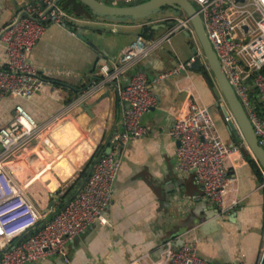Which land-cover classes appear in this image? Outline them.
I'll return each mask as SVG.
<instances>
[{
  "label": "crops",
  "instance_id": "obj_1",
  "mask_svg": "<svg viewBox=\"0 0 264 264\" xmlns=\"http://www.w3.org/2000/svg\"><path fill=\"white\" fill-rule=\"evenodd\" d=\"M27 2L0 0V27L22 14ZM69 12L76 19L65 25L50 24L29 55L44 77L37 93L31 99L6 96L0 101V128L12 120L16 104H22L39 123L68 113L66 120L57 123L53 133L59 149L68 152V159L74 160L73 166L70 170V165L62 158L54 165L43 167L35 177H48L37 180L30 188L42 210H48L52 199L56 200L51 195L52 190L61 188L62 193L77 187V179L90 169L93 157L105 153L112 134L124 129L125 105L114 82L107 81L93 93H89L93 90L89 84L105 77L102 64H108L111 71L115 69L118 57L143 31L140 22L157 15L151 19L156 22L150 27L154 36L170 37L127 69L121 77L123 83L136 70H149L174 57L190 59L199 50L202 51L198 56L202 67H192L188 73L154 86L158 103L142 120L148 133L128 142L122 149L121 168L106 211L107 223L97 222L70 243L69 261L52 256L27 264H141L138 258L158 257L165 242L171 239H176L177 245L194 240L199 255L216 264H239L241 259L247 264H256L264 247V188L248 156L257 159L243 136L228 127L231 114L226 116L223 111V107H228L227 101L197 33L193 36L181 29L168 34L177 22L175 17L188 16L167 9L165 13L147 18L118 21L95 16L86 8L80 17L72 9ZM169 20H173L172 25H168L172 23ZM5 59V46L0 45V61ZM202 69L210 72L213 86L201 73ZM188 88L195 89L210 107L223 140L240 147V153L233 159L236 195L240 202L226 212L202 197L194 173L181 176L176 170L178 141L170 134V129L186 102ZM85 90L88 91L85 93ZM81 93L82 99L79 98ZM74 122L86 131V138L81 142H75L80 131ZM44 149L53 155L51 146H44ZM257 163L264 176V169Z\"/></svg>",
  "mask_w": 264,
  "mask_h": 264
},
{
  "label": "built area",
  "instance_id": "obj_2",
  "mask_svg": "<svg viewBox=\"0 0 264 264\" xmlns=\"http://www.w3.org/2000/svg\"><path fill=\"white\" fill-rule=\"evenodd\" d=\"M62 1L28 0L22 14L0 27V45H4L6 50L5 61H0V101L6 96L31 99L44 83V77L30 61L29 55L50 24L65 25L76 19ZM114 1L128 5L140 0ZM188 1L201 15L222 69L253 124L259 145L264 149V0ZM151 19L140 22L143 31L118 57L115 69L111 71L108 64H102L105 77L98 83L89 84L93 89L89 93H93L107 81L114 82L125 105L124 129L112 134L109 151L98 156L81 191L60 210L56 211L53 204L50 209L42 210L30 192L42 168L37 175L28 173L25 178L20 172L24 166L25 169L31 167V160L41 157L45 150L41 145H56L53 129L58 122L66 120L68 113L39 123L22 104H16L12 120L0 128V264H27L52 256L69 261V244L97 222L107 223L106 211L121 168L122 149L128 142L148 133L149 129L142 120L144 114L158 103L154 86L188 73L195 56L202 54L199 50L190 59L174 57L149 70H136L123 83L121 77L127 69L169 40L168 35L162 38L154 36L150 27L156 22ZM175 19L177 22L170 27L169 35L186 29L195 36L190 18ZM251 77L258 89L262 110L252 99ZM180 87L185 89L184 85ZM187 93L186 102L170 129V134L179 142L176 170L181 176L194 173L202 197L226 212L240 202L236 195L237 176L233 162L234 156L240 153V147L223 140L211 109L201 95L192 88H188ZM83 97L81 93L79 98ZM74 125L80 131L79 139L85 138L86 131L78 122ZM70 165L71 168L73 165ZM261 186L264 188V176ZM176 243V239L168 240L158 257L145 255L137 261L141 264H216L199 255L198 244L194 240ZM239 264L247 262L241 259ZM256 264H264V247Z\"/></svg>",
  "mask_w": 264,
  "mask_h": 264
},
{
  "label": "water",
  "instance_id": "obj_3",
  "mask_svg": "<svg viewBox=\"0 0 264 264\" xmlns=\"http://www.w3.org/2000/svg\"><path fill=\"white\" fill-rule=\"evenodd\" d=\"M80 1L88 9H90L93 15L118 21L147 18L157 13H165L167 9H170V11H173L174 13L183 11L191 19V23L195 28L200 44L207 58L208 64L210 65V69L227 101L228 107H223V111L226 116H228L229 112L231 114V118H228L229 129L233 132L240 133L243 136L255 158L264 169V149L258 143V138L255 133L253 124L247 112L245 111L241 100L237 96L232 84L230 83L224 70L222 69L218 55L208 38L201 15L190 1L145 0L128 5L108 4L106 3V1L101 2L98 0ZM77 34L80 36V33ZM196 52L197 49L194 47V53ZM193 67H202V61L198 56H195ZM108 151L109 150H107V152ZM98 155L99 153L93 157L90 164V169L93 167L94 162L98 158ZM90 169H88V171L84 173V177L79 182V185L74 189L67 191L65 194H61V188L51 191V195L56 197V200L52 201V204L56 211L60 210L65 205V203L70 200L71 197L81 191Z\"/></svg>",
  "mask_w": 264,
  "mask_h": 264
},
{
  "label": "rangeland",
  "instance_id": "obj_4",
  "mask_svg": "<svg viewBox=\"0 0 264 264\" xmlns=\"http://www.w3.org/2000/svg\"><path fill=\"white\" fill-rule=\"evenodd\" d=\"M113 2H114V0H106V3H108V4H113ZM158 16L156 15V17H154V18H157ZM71 120H73V119H71ZM54 134V137H55V141H57L56 140V135H55V133H53ZM86 138V137H85ZM85 138H83L82 140H80L79 139V137L75 140V142H81V141H83ZM72 146V145H71ZM76 146V145H75ZM42 147H44V146H42L41 145V149H42ZM60 147H59V145H57V143H56V145H54L53 147H51V151H52V154L53 155H49V153L46 151V150H43L42 152H41V157L40 158H38V160L37 159H33V160H31L32 161V165H31V167H29L28 166V168L27 169H25V166H24V170L22 171V172H20V174L22 175V178H25V176L26 175H28V173H32V175H37L38 174V172H39V170L41 169V168H43V167H45V166H51L52 165V163H53V165L56 163V162H58L59 160H61L62 158H65V160H66V165H70L71 163H73V159H68V157H67V155L69 156V153L68 152H62V149H59ZM66 148V147H65ZM68 148H70V147H68ZM24 165V164H23ZM71 166V165H70ZM69 166V167H70ZM70 170H71V168H70ZM51 176V175H50ZM43 176H41L39 179H36L35 180V182L37 181V180H41V178H42ZM48 177L47 176H44L42 179L44 180V179H47ZM37 205H38V203H37ZM39 206V205H38ZM40 207V206H39ZM41 208V207H40ZM42 209V208H41Z\"/></svg>",
  "mask_w": 264,
  "mask_h": 264
},
{
  "label": "trees",
  "instance_id": "obj_5",
  "mask_svg": "<svg viewBox=\"0 0 264 264\" xmlns=\"http://www.w3.org/2000/svg\"><path fill=\"white\" fill-rule=\"evenodd\" d=\"M64 1V0H63ZM62 1V2H63ZM141 1H145V0H141ZM140 2V1H139ZM115 4H122V3H115ZM63 6L68 9V10H73L77 16H81L83 14V9L85 10V8L89 11L90 9H88L80 0H67L63 3ZM181 16H184V12L181 11L179 13ZM171 21L172 23L168 24V25H172L173 24V20H169ZM167 21V22H169ZM140 66V65H139ZM264 71V70H263ZM201 73L205 76V78L208 80V82L213 86V79L210 75V72L206 69H202L201 70ZM249 82H250V93L252 95V99L255 101V103L257 104L258 106V109L262 110V102L258 96V89L257 87L252 83V77L249 79ZM249 158V162L251 164V166L255 169V171L257 172V174L259 175L260 177V180L263 181V173L257 163V161H255V159L251 158L250 156H248ZM83 174H81V176L77 179L76 182H80L81 179L83 178L82 177Z\"/></svg>",
  "mask_w": 264,
  "mask_h": 264
},
{
  "label": "bare ground",
  "instance_id": "obj_6",
  "mask_svg": "<svg viewBox=\"0 0 264 264\" xmlns=\"http://www.w3.org/2000/svg\"><path fill=\"white\" fill-rule=\"evenodd\" d=\"M49 209H50V207H49Z\"/></svg>",
  "mask_w": 264,
  "mask_h": 264
}]
</instances>
